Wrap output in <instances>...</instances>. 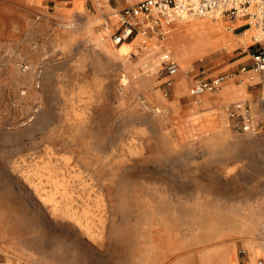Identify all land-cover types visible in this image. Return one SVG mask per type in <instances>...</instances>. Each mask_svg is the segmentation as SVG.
<instances>
[{"label":"rangeland","instance_id":"1","mask_svg":"<svg viewBox=\"0 0 264 264\" xmlns=\"http://www.w3.org/2000/svg\"><path fill=\"white\" fill-rule=\"evenodd\" d=\"M114 11L92 23H0V261L233 264L218 246L226 234H264V74H249L255 97L241 100L263 128L238 129L228 109L201 108L211 92L191 95L220 72L219 48L176 55L180 39L170 36L193 21L175 19L147 49L135 37L124 61L96 42ZM185 72L192 82L177 97Z\"/></svg>","mask_w":264,"mask_h":264},{"label":"crops","instance_id":"2","mask_svg":"<svg viewBox=\"0 0 264 264\" xmlns=\"http://www.w3.org/2000/svg\"><path fill=\"white\" fill-rule=\"evenodd\" d=\"M138 1L139 0H0V23L10 24V26L12 28L14 27L16 30L19 25H33L36 23V20L40 18L44 25L49 26L51 19L67 21L72 17L85 18L88 14L99 15L101 17V15L106 12L134 5ZM220 18H225V20L221 19L222 26L218 27L217 30L220 41L214 49L219 48L220 54L217 57V64L213 71H220L218 74L232 73V75L218 92H211L205 97L207 103L201 107L205 109L206 112L213 111V114L218 116L223 114L224 109L229 110L230 105L233 103L239 102V100L241 101L242 99L248 100L255 97V89L251 88L249 81L246 82L251 71H242V67L244 65H251L253 61L252 54L258 47L255 39L253 40L254 36L250 39L248 38L254 26L249 24L245 17ZM242 21L246 23H242ZM97 27H101V24H98ZM231 27H233V29L230 30ZM254 29H256V27H254ZM135 40L136 38H134L133 41L124 42L126 47L131 46L129 51L133 49V46L137 45ZM124 43H114L117 47L110 43V46L116 49V55L121 56L120 50H122ZM185 73L186 75L180 76L173 87V91L178 94L177 97L186 92L187 88L185 91L183 90L185 85H189L192 82V77H190L187 72ZM201 79H198L197 82ZM261 91H264V87L261 88ZM263 240L264 234L257 237L253 235L247 236L241 241H238L242 243L241 246L243 245L242 248H238L239 245L237 240L234 241L233 238H230L226 234L225 240L221 241L218 246H222L221 249L227 253L226 255H228V257L232 252L233 264H264ZM251 244H255L256 248L252 249ZM8 257L12 258L15 264H24L11 255H6L4 260L0 261V264H7ZM172 264H177V261H174Z\"/></svg>","mask_w":264,"mask_h":264},{"label":"built area","instance_id":"3","mask_svg":"<svg viewBox=\"0 0 264 264\" xmlns=\"http://www.w3.org/2000/svg\"><path fill=\"white\" fill-rule=\"evenodd\" d=\"M114 16L118 19L111 35L115 44L130 41L138 35L142 37L143 44L153 36L164 37L168 27L179 17H245L257 29L254 38L258 47L252 54L251 65H244L242 71L264 74V0H139L134 5L114 11ZM109 23L106 21L107 25ZM165 61L169 75H176L178 63L168 56ZM231 75L221 73L201 79L191 87L190 92L194 96L218 92ZM229 112L238 129L257 132L263 128V124L254 118L250 105L244 101L230 105Z\"/></svg>","mask_w":264,"mask_h":264},{"label":"bare ground","instance_id":"4","mask_svg":"<svg viewBox=\"0 0 264 264\" xmlns=\"http://www.w3.org/2000/svg\"><path fill=\"white\" fill-rule=\"evenodd\" d=\"M194 17H199V16H188V18H186V17L176 18V20H178L179 23L191 22V21H193V23L191 24L190 27H187V30L186 29L183 30L181 34H178L176 36H172L173 35L172 34L170 36V37H177L178 39H180V41H179L180 43H178L176 55L178 56V58H180L181 61H182L181 56L184 54L190 53V51H196V55L198 58L204 57L205 55L209 54L215 47H217V43L219 42V39H220L219 35L217 34L218 27L222 26V21L220 19V16H210V17H214L215 19H217V21H215L214 23L210 22V20L206 19V18H200V17L194 18ZM86 18H88L90 23H92L94 21V19L96 18V15L88 14L86 16ZM111 20L113 22L111 21V23H109L108 25L102 22V25L105 29L103 32L96 34V42L98 43V45H99V47L103 53H106L110 57H114V58L120 57L119 59H123L125 61L126 60V52H130L129 50H130L131 46L126 47L125 43H124V45L122 46V50H120L121 56H118V55H116V49L113 47H110L107 44L106 34H108V32L110 33V31L112 30V26L118 21V19L116 17H113ZM75 25L76 24H74L73 20H71V21H69V23H67V27L69 29H66V30H68V32L71 33V35H72V29L71 28H73ZM178 28H179V26L176 27V29H178ZM206 29H209L214 33V39L213 38L209 39V37L204 35V31H206ZM174 30H175V28H174ZM168 33L170 34L171 30H169ZM255 34H256V32H255ZM138 36H140V35H138ZM252 36H253V33L250 32L248 38L250 39ZM150 40H148V42L146 44L142 43L141 46L143 47V49H147L149 47ZM166 56L171 58L169 53H165L161 56V59L162 60L165 59ZM157 67H158V64L153 65L154 71L157 69ZM179 70H180V67H179ZM142 79H145V77L142 76ZM128 85L129 84H126V86H128ZM219 129L224 131L225 128L222 127ZM255 246H256L255 244H251L252 249H255L256 248ZM262 248L264 250V240L262 241ZM202 264H206V262L203 261Z\"/></svg>","mask_w":264,"mask_h":264}]
</instances>
